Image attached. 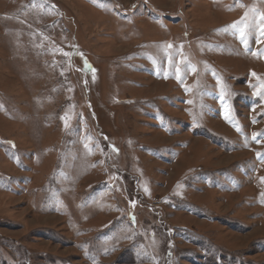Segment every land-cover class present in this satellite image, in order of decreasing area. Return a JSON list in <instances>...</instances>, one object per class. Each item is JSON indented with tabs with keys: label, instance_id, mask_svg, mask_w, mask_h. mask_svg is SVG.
I'll return each mask as SVG.
<instances>
[{
	"label": "rangeland",
	"instance_id": "374dc122",
	"mask_svg": "<svg viewBox=\"0 0 264 264\" xmlns=\"http://www.w3.org/2000/svg\"><path fill=\"white\" fill-rule=\"evenodd\" d=\"M260 13L0 0V264H264Z\"/></svg>",
	"mask_w": 264,
	"mask_h": 264
},
{
	"label": "snow or ice",
	"instance_id": "6c2138e0",
	"mask_svg": "<svg viewBox=\"0 0 264 264\" xmlns=\"http://www.w3.org/2000/svg\"><path fill=\"white\" fill-rule=\"evenodd\" d=\"M237 3H239V0H237ZM250 11L255 12L256 10L255 9H251ZM259 15H260V21H261V28H262V30H264V13H260ZM247 17H248V12H245L244 17H242L241 20L234 22L230 26L232 28H239L240 35H241L242 38H243V36L245 34V28H247L249 26L247 24ZM240 25H243L244 27H240ZM165 47L171 48L172 45H166ZM64 55L65 56H68L69 53H64ZM169 63H171V58L170 57H169ZM85 67H90V66H88L87 63L85 62ZM176 71L179 74L180 69L177 68ZM192 71H195V68H193ZM253 75H255V73H253ZM260 86L261 87H264V82H261V85ZM61 119H63L65 121V126L67 127L68 126V117L67 116L61 117ZM261 182L264 183V178H261ZM145 191H147V189H145ZM261 202L264 203V194H262V200H261Z\"/></svg>",
	"mask_w": 264,
	"mask_h": 264
}]
</instances>
